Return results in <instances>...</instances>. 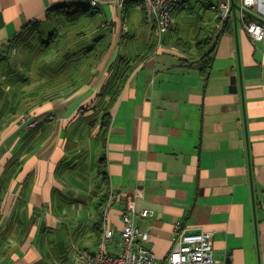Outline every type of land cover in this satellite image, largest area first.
<instances>
[{
	"label": "crops",
	"instance_id": "crops-1",
	"mask_svg": "<svg viewBox=\"0 0 264 264\" xmlns=\"http://www.w3.org/2000/svg\"><path fill=\"white\" fill-rule=\"evenodd\" d=\"M90 1L0 0V54L23 49L24 29L45 21L52 6ZM218 4L191 1L164 35L144 12L145 44L137 36L121 47L123 13L98 0L112 38L86 62L83 82L72 73V83L43 105L29 103L36 78L19 74L34 63L31 55L12 61L15 72L0 61V264H73L76 250L99 248L106 221L116 253L129 200L148 233L140 244L159 262L181 223L188 232H214L216 264H264V39L253 41L245 29L248 20L264 21V0L232 13L225 32L201 47ZM204 47L212 58L201 71ZM21 114L28 120L20 122Z\"/></svg>",
	"mask_w": 264,
	"mask_h": 264
},
{
	"label": "trees",
	"instance_id": "trees-1",
	"mask_svg": "<svg viewBox=\"0 0 264 264\" xmlns=\"http://www.w3.org/2000/svg\"><path fill=\"white\" fill-rule=\"evenodd\" d=\"M127 4L138 5L142 9L145 6L143 0H128ZM217 20H220V16ZM58 21L65 23L68 29L64 31L57 29L55 22ZM227 22L228 20L225 21L221 35L225 32ZM109 25L112 26L101 13L90 5V2H70L54 5L48 9L45 21H34L28 25L20 37V43L24 44V48L21 51L24 52L26 57L31 55L34 63L31 67H27L26 71L22 69L19 74L21 76L27 73L28 75L25 77L27 80L33 77L36 78L35 84L37 86L35 85L34 90L30 92L29 103L35 102V104L43 105L49 100L58 97L62 90L72 83V73H78V83L83 82L87 77L88 68L86 62L90 63L92 58H98L103 53L102 46L108 34L107 32L110 30V28L108 29ZM212 30L213 27L211 25L203 29L198 37V45L202 47V45L205 46L211 43L213 39L210 37V32ZM216 42L217 40L214 43L215 46ZM11 47L9 46L5 49L10 55L13 54ZM146 56L147 54L138 57L136 64ZM211 58L212 49L205 50L204 47L197 62L198 64L199 62L201 63V71L210 68ZM134 67L135 64L127 67L122 77L120 88L124 86ZM21 77L23 78V76ZM6 83L9 84L10 81L8 80ZM15 89L19 91L21 88L17 87ZM15 96L22 97L23 94L16 92ZM115 99L116 95L112 97V101ZM112 101L109 102L107 107L111 106ZM108 109L110 107L104 110V125L108 124ZM18 120L20 122L21 120L27 121V115L21 114ZM34 122H36L35 126L31 127L37 128L39 126V121L37 120L30 121L29 126ZM100 172L104 174L103 167L100 168Z\"/></svg>",
	"mask_w": 264,
	"mask_h": 264
},
{
	"label": "built area",
	"instance_id": "built-area-1",
	"mask_svg": "<svg viewBox=\"0 0 264 264\" xmlns=\"http://www.w3.org/2000/svg\"><path fill=\"white\" fill-rule=\"evenodd\" d=\"M128 0H112L114 5L122 11L121 34L128 32L127 16L125 15V5ZM191 0H143L147 13L158 33L161 35L169 31L173 25L174 13L185 6ZM204 2L207 0H198ZM256 0H243L242 6L247 7ZM98 0H91L90 5L95 7ZM220 20L215 23L210 37L215 38L220 35L224 22L233 12L232 0H219ZM245 29L253 41L264 39V23L259 20H248ZM35 123L30 126H35ZM135 205L129 200L127 210L123 214V227L121 229L120 240L117 243L118 252L109 250L115 239V230L108 225L104 226L102 239L99 248L92 253L76 250L73 264H216L214 259V232L201 230L198 232H188L181 223L175 227L172 237V248L164 262H159L150 249L140 244L141 240L148 238V233L140 230L133 220L132 215ZM152 212V211H151ZM143 215L150 214L149 210H144ZM105 218L107 216L105 215Z\"/></svg>",
	"mask_w": 264,
	"mask_h": 264
},
{
	"label": "rangeland",
	"instance_id": "rangeland-1",
	"mask_svg": "<svg viewBox=\"0 0 264 264\" xmlns=\"http://www.w3.org/2000/svg\"><path fill=\"white\" fill-rule=\"evenodd\" d=\"M191 1L197 2V3H202V2H200L198 0H191ZM190 2L187 3V6L189 5ZM144 12H145L146 18L149 17L148 16V13H147V10L145 9V6L143 7V9H142V7L141 8L140 7H137V8H133L132 7L131 8L130 14H129L130 15V19H129V17H127L128 21H129V22H127L128 29L129 30H128L127 33H124V34H121V31H120V35L124 36L123 38H121L122 40L120 41L121 47H124V45H127L129 39L134 38V37H137V36H138L140 42H144V44H145V41L147 40V32H149L151 26L148 23H146L145 18L143 19V16H145L144 15ZM125 15L127 16V13H125ZM133 22H135V23H133ZM149 23L151 25H153V22H150L149 21ZM55 27H57V29H60V31H64V30H67L68 29L66 27V24L65 23H60L59 21L58 22H55ZM46 30H48V29H46ZM108 32H109L108 33V38L110 40L112 38V32L110 30ZM170 34L176 35V32L173 31ZM181 36H182V33H178V37H181ZM145 37H146V40H145ZM144 44H143V48L146 47V45H144ZM17 46L19 48H22L24 46V44L18 43ZM2 53L5 54V55H1ZM1 54H0V61H2V65H3L1 67V69L2 70L4 69L5 71H7V73H9V72H15L17 69H14L15 67L13 66L12 61L19 60V59H20L19 61H21L23 59V56H24V52L21 51L18 48L11 55L8 54L5 50L1 51ZM5 64H7V65L5 66ZM20 71H22V69H20ZM7 79H9V78H7ZM10 82L11 83H9V84H11L13 86L14 85V82L13 81H10ZM21 84H22L21 82L15 83L14 88H17V87H20L21 88L22 87ZM115 244H116V242L113 241L112 246L114 247Z\"/></svg>",
	"mask_w": 264,
	"mask_h": 264
},
{
	"label": "water",
	"instance_id": "water-1",
	"mask_svg": "<svg viewBox=\"0 0 264 264\" xmlns=\"http://www.w3.org/2000/svg\"><path fill=\"white\" fill-rule=\"evenodd\" d=\"M232 7H233V12L236 14L237 10H243L244 12L248 13V10L244 8L242 5H239L236 3V0H232ZM261 22L264 23L263 20H260Z\"/></svg>",
	"mask_w": 264,
	"mask_h": 264
}]
</instances>
